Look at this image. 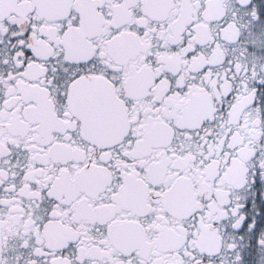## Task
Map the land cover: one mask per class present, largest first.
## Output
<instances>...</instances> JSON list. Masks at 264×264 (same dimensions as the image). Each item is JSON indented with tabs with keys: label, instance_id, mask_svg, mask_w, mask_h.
<instances>
[{
	"label": "snow or ice",
	"instance_id": "obj_1",
	"mask_svg": "<svg viewBox=\"0 0 264 264\" xmlns=\"http://www.w3.org/2000/svg\"><path fill=\"white\" fill-rule=\"evenodd\" d=\"M0 264H264V0H0Z\"/></svg>",
	"mask_w": 264,
	"mask_h": 264
}]
</instances>
